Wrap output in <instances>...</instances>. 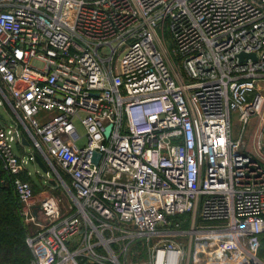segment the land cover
I'll return each mask as SVG.
<instances>
[{
    "label": "built area",
    "instance_id": "built-area-1",
    "mask_svg": "<svg viewBox=\"0 0 264 264\" xmlns=\"http://www.w3.org/2000/svg\"><path fill=\"white\" fill-rule=\"evenodd\" d=\"M0 97L30 264H264V164L243 139L264 104V0H0ZM35 155L64 213L20 178Z\"/></svg>",
    "mask_w": 264,
    "mask_h": 264
},
{
    "label": "trees",
    "instance_id": "trees-1",
    "mask_svg": "<svg viewBox=\"0 0 264 264\" xmlns=\"http://www.w3.org/2000/svg\"><path fill=\"white\" fill-rule=\"evenodd\" d=\"M20 178L31 180L27 174ZM13 179L14 176L0 166V264H30L32 255L26 243L27 228L20 215ZM260 244L259 255L264 260V234Z\"/></svg>",
    "mask_w": 264,
    "mask_h": 264
},
{
    "label": "rangeland",
    "instance_id": "rangeland-1",
    "mask_svg": "<svg viewBox=\"0 0 264 264\" xmlns=\"http://www.w3.org/2000/svg\"><path fill=\"white\" fill-rule=\"evenodd\" d=\"M165 39H166L165 47L166 49L170 50L171 49V39L169 35H166ZM0 111L3 112V109L1 107H0ZM263 117H264V104L262 106L260 114L251 115L248 119L247 124L245 125L243 139H244V148L248 152H251L250 149L253 148V145H252L253 137L252 136L255 133V130L259 127V123ZM242 127L243 125L239 122V119H238V113L232 112L231 113V128H232V135L234 138L238 137L239 133L242 130ZM78 132L80 133V135H82L83 129L81 127H78ZM85 141H86L85 138L82 137L78 141V145L82 146L85 143ZM261 145H262L261 153L264 155V142L263 141ZM13 148H14V152L16 154H19V151L16 148V144H13ZM30 148H31L30 144H29V147H25V153H27L30 150ZM261 159H262L261 161L264 163V159L263 158ZM27 170L30 172L31 180L29 182L31 183V186L33 188L34 195H38L41 191H45L50 196L60 199V210L62 213H64L68 207V203H70V196L67 193L65 186L62 185L61 183H58V181H56L53 178L51 173L49 174L50 175L49 177H46L44 173H42L35 164H32V163L28 164ZM62 180L65 183V185L69 187V179L67 177H62ZM50 181H54L55 184L54 185L50 184ZM26 228H27V231L31 230V228L28 229L27 226ZM260 249H261V244L259 247V253H260ZM134 256L135 255H133V258L131 257L132 263L130 264H135ZM139 260H142V259H139Z\"/></svg>",
    "mask_w": 264,
    "mask_h": 264
},
{
    "label": "crops",
    "instance_id": "crops-1",
    "mask_svg": "<svg viewBox=\"0 0 264 264\" xmlns=\"http://www.w3.org/2000/svg\"><path fill=\"white\" fill-rule=\"evenodd\" d=\"M0 102L2 103V105H0V107L3 109V112L0 111V120H1V122L5 123V124H11V123H13L14 120L16 121V117L13 114V112L11 111L10 107L8 106V104L5 101H3L2 99H0ZM263 122H264V117L261 119V121L259 123V127L255 130V133L252 136L253 137V144H252L253 148L250 149L251 152L247 151L250 155H252L254 158H256V159H258L260 161L262 160L261 158L264 159V155L261 153V148L258 149L257 142H258V139L260 138V132H261V129H262V126H263ZM14 144H16V148L18 149L19 154H21V153L24 154L25 153V147H27V146L23 145L22 143H21L22 146L18 145L17 143H14Z\"/></svg>",
    "mask_w": 264,
    "mask_h": 264
},
{
    "label": "water",
    "instance_id": "water-1",
    "mask_svg": "<svg viewBox=\"0 0 264 264\" xmlns=\"http://www.w3.org/2000/svg\"><path fill=\"white\" fill-rule=\"evenodd\" d=\"M237 58H238L239 62H244L247 59L255 60L256 57L254 54L240 53L237 55ZM110 129H111V125H108L105 128V132H104L105 136H108ZM17 138H18V136H17V133L15 132L14 133V139L17 140ZM19 139L23 145H25L27 147L29 146L28 141L26 140V138L22 134H19ZM97 159H98L97 155L95 154L92 158V161L97 163ZM35 164L41 170L42 173H44V174L48 173L47 167L45 166V164L43 163V161L40 159V157L38 155H35ZM50 184L54 185L55 182L50 181Z\"/></svg>",
    "mask_w": 264,
    "mask_h": 264
}]
</instances>
